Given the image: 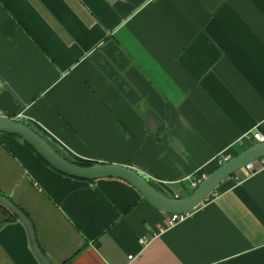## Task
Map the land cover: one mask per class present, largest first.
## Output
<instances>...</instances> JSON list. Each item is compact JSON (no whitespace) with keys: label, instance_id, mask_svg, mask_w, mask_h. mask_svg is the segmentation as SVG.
<instances>
[{"label":"crops","instance_id":"obj_1","mask_svg":"<svg viewBox=\"0 0 264 264\" xmlns=\"http://www.w3.org/2000/svg\"><path fill=\"white\" fill-rule=\"evenodd\" d=\"M0 79L1 116L21 112L72 158L183 180L186 196L187 176L264 133V0H0ZM213 193L171 224L127 182L64 175L0 135V194L52 264H264V169ZM9 217L0 264H39Z\"/></svg>","mask_w":264,"mask_h":264},{"label":"water","instance_id":"obj_2","mask_svg":"<svg viewBox=\"0 0 264 264\" xmlns=\"http://www.w3.org/2000/svg\"><path fill=\"white\" fill-rule=\"evenodd\" d=\"M0 133L17 136L30 146L54 170L82 180L116 178L133 186L147 201L168 213L186 212L204 200L228 176L245 163L264 156V142H257L234 155L213 171L188 195L174 198L162 193L152 181L131 166L115 163L93 162L79 165L67 159L59 150L44 138L30 123L8 116H0ZM0 209L18 220L25 228L29 246L39 264H52L39 248L33 224L26 214L7 196L0 194Z\"/></svg>","mask_w":264,"mask_h":264},{"label":"built area","instance_id":"obj_3","mask_svg":"<svg viewBox=\"0 0 264 264\" xmlns=\"http://www.w3.org/2000/svg\"><path fill=\"white\" fill-rule=\"evenodd\" d=\"M4 88V81L0 79V93L2 89ZM1 116V115H0ZM22 113L19 112L16 116L17 118H21ZM15 119V118H14ZM18 120V119H17ZM29 123V122H28ZM240 141L242 140H255L256 142H264V133L259 131L257 127H253L249 129L247 132H245L240 138ZM231 158V155L227 151H222L217 153L214 156L215 163L219 166L225 161L229 160ZM255 163H258V167L255 168ZM240 169H243L247 174H251L257 171V169H264V156L258 157L254 160H251L247 163H245ZM239 170V169H238ZM236 172V171H235ZM208 171L206 170V166H202L198 170H196L192 175L187 176L188 180V186L191 188V190H194L207 176ZM183 180H179L176 182H159L157 181V184H163L168 186L170 190V196L174 198H181L184 195V192L186 191L184 184L182 182ZM214 191V190H213ZM213 191L209 194L208 198L214 195ZM188 216V211L186 212H178V213H171L170 223L175 224L176 222L183 221ZM138 242L141 245H145L148 242V239L145 237L139 238ZM129 260H132L134 257L132 255H129L127 257Z\"/></svg>","mask_w":264,"mask_h":264},{"label":"trees","instance_id":"obj_4","mask_svg":"<svg viewBox=\"0 0 264 264\" xmlns=\"http://www.w3.org/2000/svg\"><path fill=\"white\" fill-rule=\"evenodd\" d=\"M33 126V125H32ZM34 127V126H33ZM34 128H36V127H34ZM42 136H43V134L38 130V129H36ZM2 134H6V133H0V135H2ZM8 135H10V134H8ZM11 136H14V137H16V138H18L17 136H15V135H11ZM44 138H46L45 136H43ZM47 139V138H46ZM50 143H52L49 139H47ZM25 143V142H24ZM26 144V143H25ZM53 144V143H52ZM27 145V144H26ZM28 146V145H27ZM55 146V145H54ZM32 151H34L30 146H28ZM56 147V146H55ZM35 152V151H34ZM62 153V152H61ZM67 159H69L71 162H74V163H77V164H79V165H89V164H91V163H93V162H91V161H89V160H81V159H77V158H72V157H70V156H67L66 154H64V153H62ZM37 155V154H36ZM38 156V155H37ZM39 157V156H38ZM43 162H45L41 157H39ZM46 163V162H45ZM47 164V163H46ZM216 167H218V165L216 164V166L214 167V168H212V169H209V170H207V168H206V170L208 171V173H210L211 171H213ZM148 180H150V179H148ZM89 181V180H88ZM91 181V180H90ZM150 181H152V180H150ZM153 182V181H152ZM153 184L154 185H156V187H157V184L155 183V182H153ZM158 188V187H157ZM9 217V216H8ZM10 219H13V218H11V217H9Z\"/></svg>","mask_w":264,"mask_h":264},{"label":"flooded vegetation","instance_id":"obj_5","mask_svg":"<svg viewBox=\"0 0 264 264\" xmlns=\"http://www.w3.org/2000/svg\"><path fill=\"white\" fill-rule=\"evenodd\" d=\"M2 213H3V211L0 209V214H2ZM5 219H6V218H5ZM5 219H4V220H5ZM1 221H2V219H0V222H1Z\"/></svg>","mask_w":264,"mask_h":264}]
</instances>
